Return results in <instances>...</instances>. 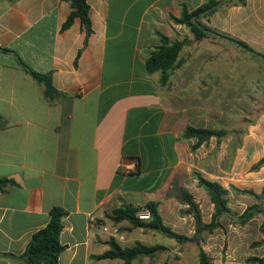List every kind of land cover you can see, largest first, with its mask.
Wrapping results in <instances>:
<instances>
[{
	"label": "crops",
	"instance_id": "crops-1",
	"mask_svg": "<svg viewBox=\"0 0 264 264\" xmlns=\"http://www.w3.org/2000/svg\"><path fill=\"white\" fill-rule=\"evenodd\" d=\"M207 1L87 0L88 35L78 17L63 27L69 0H0V264H28L26 248L54 207L66 212L58 264H107L95 256L124 239L126 221L108 218L114 209L176 206L195 140L183 133L199 119L198 103L186 108L180 95L215 93L211 63L244 51L174 22ZM202 21L264 55V0L220 5ZM161 35L189 42L165 86L146 70ZM32 72L50 75L58 94L46 96Z\"/></svg>",
	"mask_w": 264,
	"mask_h": 264
},
{
	"label": "rangeland",
	"instance_id": "rangeland-1",
	"mask_svg": "<svg viewBox=\"0 0 264 264\" xmlns=\"http://www.w3.org/2000/svg\"><path fill=\"white\" fill-rule=\"evenodd\" d=\"M205 48L196 47L192 53ZM227 53L226 63H211L213 82L217 86L215 93H186L180 96L188 101L184 103L186 108L198 103L200 120H194L195 126L223 129L228 136L220 143L212 138L198 149L192 148L195 140L189 144V151L184 156L183 174H179L184 181L181 188L174 186L173 190L176 206H164L160 212L164 223L174 231L193 236L196 228L194 213L182 200L184 194H189L198 206L203 222L211 220L213 205L205 190L198 187V173L228 189L229 206L236 215L224 217L222 226L213 233H203L200 244L181 243L126 221L121 228V235L124 236L120 240L121 245L133 246L137 242L134 240H144L149 246L163 245L167 250L156 254L157 258L154 256L160 264H200L201 247L211 259L210 264H247L248 257H264L263 214H256L246 224L237 219L247 207L257 203L254 197L240 191L253 190L260 194L264 187V165L255 168L264 158V58L245 51H242V57ZM223 63L224 71L220 68ZM206 106L209 109H203ZM234 187L240 191L234 190ZM145 204L137 206L141 209L139 212H146L143 210ZM128 228H132L133 232H128ZM154 257L139 258L133 264H154ZM107 264H123V261L110 259Z\"/></svg>",
	"mask_w": 264,
	"mask_h": 264
},
{
	"label": "trees",
	"instance_id": "trees-1",
	"mask_svg": "<svg viewBox=\"0 0 264 264\" xmlns=\"http://www.w3.org/2000/svg\"><path fill=\"white\" fill-rule=\"evenodd\" d=\"M69 1L72 4L73 10L63 27H70L73 24L74 19L78 17L86 27L89 35L91 33V23L87 0ZM227 3L245 4V0H208L204 5L193 12H189L188 9L184 7L180 17L172 16V18L174 22L184 24L192 32L196 40L209 36H220L235 43L245 52L259 58H264L263 54L256 52L246 43L227 35H220L217 31L203 23L202 19L209 18L218 10L220 5ZM213 6L215 8H212ZM194 16L197 23L193 21ZM188 43L187 40H172L165 35H161V45L150 54L146 61V70L148 73L160 72V83L162 86H165L169 82L171 74L181 67L182 61L180 59V54ZM32 75L38 83L45 86L46 96L54 97L58 94L53 87L50 75H42L35 72H32ZM4 125L5 122L0 117V126ZM227 136L228 132L223 129L194 127L188 125L182 138L186 141L195 139L196 142L192 148L198 149L204 143L209 142L212 138H216L217 142L220 143ZM262 165H264V158L255 165V168H259ZM196 179L198 181V187L204 189L207 193V196L213 205V212L211 220L208 223L203 222L200 210L193 201L191 195H183L182 200L192 208L196 221V228L193 236L180 234L174 231L169 225L165 224L158 203L155 201H149L145 204V207H143V210L150 213V219L148 220H143L137 217V213L141 211L140 208L128 205L114 209L112 213L108 215V218L116 224L128 221L136 227L159 232L167 237L176 239L181 243L194 242L200 244L203 233H213L216 229L222 226V219L224 217L236 215V213H234L229 206V201L227 199L228 189H226L221 183L209 180L198 173H196ZM5 183V180L0 179V186ZM234 190L240 191L235 187ZM240 192L251 195L255 198L257 203L247 207L243 213L238 215V221L241 224H246L248 221L252 220L256 214H263L264 218V187L260 194L253 190H243ZM65 215L66 212L59 207H54L51 210L48 224L43 229L34 233L26 248L24 256L28 264H58L59 256L65 249L60 242V234L63 229V218ZM262 229L264 231V220L262 223ZM109 245L110 249L108 251L102 255L95 256V258L120 259L123 261V264H132L136 259L144 257L151 258L159 252L167 250L163 245L149 246L141 241H137L131 247H122L115 238H112L109 241ZM199 258L200 264H210L211 259L202 247L199 249ZM245 262L247 264H264V257L251 256L248 257Z\"/></svg>",
	"mask_w": 264,
	"mask_h": 264
},
{
	"label": "built area",
	"instance_id": "built-area-1",
	"mask_svg": "<svg viewBox=\"0 0 264 264\" xmlns=\"http://www.w3.org/2000/svg\"><path fill=\"white\" fill-rule=\"evenodd\" d=\"M137 217L143 220H148L150 219V213L148 211L138 212Z\"/></svg>",
	"mask_w": 264,
	"mask_h": 264
},
{
	"label": "water",
	"instance_id": "water-1",
	"mask_svg": "<svg viewBox=\"0 0 264 264\" xmlns=\"http://www.w3.org/2000/svg\"><path fill=\"white\" fill-rule=\"evenodd\" d=\"M212 8H215V7L213 6ZM193 21H194L195 23H197V22H196V18H195V16L193 17Z\"/></svg>",
	"mask_w": 264,
	"mask_h": 264
}]
</instances>
